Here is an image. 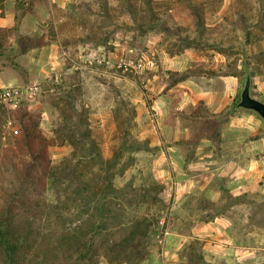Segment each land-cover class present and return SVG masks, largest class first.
<instances>
[{"label":"rangeland","instance_id":"1","mask_svg":"<svg viewBox=\"0 0 264 264\" xmlns=\"http://www.w3.org/2000/svg\"><path fill=\"white\" fill-rule=\"evenodd\" d=\"M6 13L0 87L38 86L0 105V211L30 224L23 264H264V119L238 106L247 75L264 101V0H0ZM22 109L49 162L89 163L95 193L47 162L25 170ZM215 220L227 231L193 236Z\"/></svg>","mask_w":264,"mask_h":264},{"label":"trees","instance_id":"2","mask_svg":"<svg viewBox=\"0 0 264 264\" xmlns=\"http://www.w3.org/2000/svg\"><path fill=\"white\" fill-rule=\"evenodd\" d=\"M9 29L6 27H0V55L6 53V42L8 38ZM3 109V110H2ZM8 109L0 108V114H4ZM26 110H9V113L12 114L16 121L19 122V127L17 129L18 135L28 144L30 148V153L33 158L36 159L35 162L25 163V170L33 171L36 167L47 162L45 165V170L47 175L50 176L56 183L62 182V178H68V182L71 184L74 180H77L79 176H83L81 181V188L83 190L91 191L95 193L97 190V185L94 183L92 178L93 168H89V163L84 164V169H78L80 167V161H75L74 156L65 158L57 163L49 162L47 157L48 152V142L46 137L42 134L40 129V122L38 121H28L26 117ZM23 124V125H22ZM69 142L73 145V149H79L78 143L80 139L72 134L69 136ZM22 142V141H21ZM23 142V143H24ZM85 156V155H83ZM111 164H107V160H101L100 167H103L105 170L111 168ZM79 170V171H78ZM75 175V178H74ZM73 176V177H72ZM104 184L108 185L112 179L110 176L105 174L103 176ZM98 209V208H97ZM2 210V209H1ZM90 215V213H89ZM87 226L91 228L95 225L91 224L90 220L85 222ZM138 221L136 222V224ZM30 224L26 226L19 225L14 219V215L10 208L5 207L3 211H0V264H23V260L20 258L19 251H21V246L27 248L28 246L33 247L32 244H29L30 235H28L27 230L30 232ZM31 233V232H30ZM93 235L94 232H92ZM89 243L86 246V250L89 248ZM84 256V252L81 251L76 257V260L71 264H79V261ZM32 261V259L30 260Z\"/></svg>","mask_w":264,"mask_h":264},{"label":"crops","instance_id":"3","mask_svg":"<svg viewBox=\"0 0 264 264\" xmlns=\"http://www.w3.org/2000/svg\"><path fill=\"white\" fill-rule=\"evenodd\" d=\"M15 24V19L14 16H11L9 13L6 15L0 14V27H6L9 30L14 26ZM2 55H0L1 57ZM0 65H1V60H0ZM1 86V85H0ZM221 222V221H219ZM217 220L215 221H210L208 223H203V224H196L193 227V236L197 237H202V236H207L208 234H213L212 229L215 227L219 232L220 231H227L225 226H222V223H219ZM215 236H218V232L215 233ZM231 237V236H229Z\"/></svg>","mask_w":264,"mask_h":264},{"label":"built area","instance_id":"4","mask_svg":"<svg viewBox=\"0 0 264 264\" xmlns=\"http://www.w3.org/2000/svg\"><path fill=\"white\" fill-rule=\"evenodd\" d=\"M37 89V85H32L29 87L19 85L0 87V105L8 106L20 99L28 98L29 96H32V94L35 93Z\"/></svg>","mask_w":264,"mask_h":264},{"label":"water","instance_id":"5","mask_svg":"<svg viewBox=\"0 0 264 264\" xmlns=\"http://www.w3.org/2000/svg\"><path fill=\"white\" fill-rule=\"evenodd\" d=\"M238 106L258 113L264 119V101L251 93V77L247 75L243 89L240 93Z\"/></svg>","mask_w":264,"mask_h":264}]
</instances>
